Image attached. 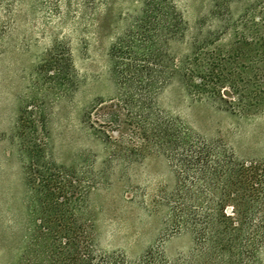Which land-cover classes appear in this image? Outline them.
Returning <instances> with one entry per match:
<instances>
[{
    "label": "trees",
    "instance_id": "1",
    "mask_svg": "<svg viewBox=\"0 0 264 264\" xmlns=\"http://www.w3.org/2000/svg\"><path fill=\"white\" fill-rule=\"evenodd\" d=\"M188 1L142 0L123 36L111 43L120 103L110 106L100 121L91 116L102 102L84 111L92 139L109 152L98 171L87 161L80 167L54 164L45 156L46 142L23 139L19 132L31 159L26 181L30 199L11 264H264V158L237 157L220 137L197 134L156 102L157 83L170 85L176 69L190 101L213 103L237 117L264 114V3L210 0L209 17L201 16L191 26L185 15ZM59 2L0 0V53L2 39L10 37L26 3L51 18ZM208 22L213 27L205 31ZM173 41L189 42L177 66ZM62 44L56 42L49 54L55 56L43 61L54 82L70 75L66 70L72 67ZM29 123L34 132L39 125L45 130L41 108ZM112 126L114 135L106 130ZM146 151L165 156L174 176V184L160 187L150 201L121 169L116 179L110 171L114 161L124 170V163ZM114 187L132 192V205L159 218L156 241L189 235V250L169 257L162 244L152 245L137 259L105 250L93 197Z\"/></svg>",
    "mask_w": 264,
    "mask_h": 264
},
{
    "label": "rangeland",
    "instance_id": "2",
    "mask_svg": "<svg viewBox=\"0 0 264 264\" xmlns=\"http://www.w3.org/2000/svg\"><path fill=\"white\" fill-rule=\"evenodd\" d=\"M141 1L60 0L51 18H45L44 13L26 3L12 34L2 39L0 264L15 262L28 218L30 198L26 181L31 159L21 146L19 132L23 139L33 136L46 142L45 156L54 164L80 167L87 161L94 171L101 168L109 152L98 140L92 139L84 111L86 106L102 102L91 116L100 121L110 111V106L120 103V87L109 49L114 40L123 36ZM254 1L264 3V0ZM210 3V0L188 1L185 15L191 26L199 17H209ZM239 8H235V12ZM210 25L211 22L206 23L204 30L211 29ZM56 42L68 49L72 65L71 71L66 70L71 76L63 74L60 82L48 79L52 69L43 62L55 56L49 54ZM170 49L177 66L179 57L189 49V42L173 41ZM175 70L170 85L157 83L156 102L160 110L181 119L205 138L220 137L241 159L264 158V114L237 117L213 103L190 101L184 94L179 72ZM39 106L46 116V128L43 130L39 125L34 132L29 121L37 115ZM18 121L20 128H17ZM114 127L106 130L114 135ZM112 164L114 167L110 171L114 175H110L116 179V173L123 171L128 183L139 186L148 201L156 196L160 187L174 184L167 159L157 152L146 151L140 157L130 158L124 163L125 171L117 167L115 161ZM132 194H123L121 189L114 187L100 189L93 197L99 219V238L105 250L123 252L130 259L139 258L152 245L162 244L169 257L189 250V235L156 241L159 218L132 205L129 202ZM125 197L128 200H124Z\"/></svg>",
    "mask_w": 264,
    "mask_h": 264
}]
</instances>
